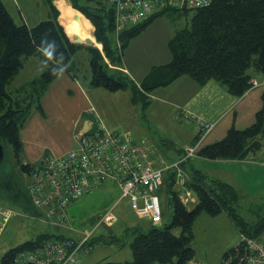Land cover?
Segmentation results:
<instances>
[{
  "label": "trees",
  "instance_id": "16d2710c",
  "mask_svg": "<svg viewBox=\"0 0 264 264\" xmlns=\"http://www.w3.org/2000/svg\"><path fill=\"white\" fill-rule=\"evenodd\" d=\"M45 1L51 9V17L33 26H27L25 23H15L0 0V142L4 146L6 142L11 143L16 159L20 149L19 129L30 112V100L12 97L7 92L6 85L21 67L22 55H33L40 49L49 53L50 65L35 79L39 82L38 98L63 68L69 70L72 55L82 48L72 43L70 38L77 37L76 34L90 37L88 25L84 21L73 18V26L64 19L62 25L53 0ZM69 1L74 15L84 17L93 24L92 34L102 45L101 49L96 46L88 47L91 85L110 91L130 88L132 102H140L142 107L147 105L148 94L153 88L168 84L182 74L190 75L200 85L209 79H215L232 95L242 96L252 86V77L248 70L254 68L264 73V0H211L210 4L204 7L181 8L184 11L194 10L190 26L185 24L184 27L178 28L169 39L168 49L172 55L170 61L152 66L139 84L134 83L129 75L119 68L122 47L154 17L180 9L166 7L116 33L113 7L110 3L102 0ZM90 22L88 24L91 26ZM261 99L262 108L256 112V119L251 125L243 129L231 127L222 139L199 147L196 155L208 159H245L250 153L264 146V88ZM195 138L193 145L200 138L199 132ZM188 161L189 158L179 162L181 170ZM18 164L21 169L26 168L23 163ZM12 170L7 172V175L0 174V204L35 213L36 209L25 183ZM176 180L174 170L166 178L169 221L159 225H153L149 221V228L145 232L139 227L134 229L137 235L131 243L133 259L119 262L100 261L96 264H186L188 260L196 258L191 246L192 226L202 212L217 215L225 211L239 234L246 238H256L264 232V209L256 219H245L235 207L239 200L231 185L208 180L196 169L192 175L185 176L181 187L177 186ZM180 192H193L197 198L196 202L188 205L191 201L184 202ZM173 227L180 228V233L172 232ZM62 239L75 241L56 232L40 233L10 247L2 255L0 264H14V257L18 252L43 241ZM91 239L92 235L86 242L90 248L93 245ZM239 242V246L243 244ZM237 244L223 254V259Z\"/></svg>",
  "mask_w": 264,
  "mask_h": 264
},
{
  "label": "crops",
  "instance_id": "0c3cea01",
  "mask_svg": "<svg viewBox=\"0 0 264 264\" xmlns=\"http://www.w3.org/2000/svg\"><path fill=\"white\" fill-rule=\"evenodd\" d=\"M8 1L11 2L12 6H15L16 9L19 8L18 11H20V16L23 19L21 23H25L27 26H33L37 24L39 20L48 19L52 15L51 9L45 0L38 1L46 8H49L50 11L39 18V11L35 9L33 0ZM53 4L58 10L61 9L62 11L61 21H65L64 19H66L74 26L75 22H73V18L76 15L73 14L71 6L68 5L70 1L53 0ZM180 11L181 9L174 11L177 12L175 17H177ZM81 20L88 25L89 35L94 40L95 46L101 49L102 45L95 40L88 22L83 18H81ZM154 21L148 26L146 25L141 32L132 37L127 45L121 49V67L119 68L127 73L131 80L137 84L143 80L152 66L165 64L169 62L172 57L168 49V41L178 28L169 23V21L166 23V26L153 25L155 24ZM76 35L78 37V34ZM86 38L88 37L83 35V39ZM88 47L89 46H82V48L79 49L80 51H84V54H88L86 64L81 66L80 62L77 60V54L80 51H76L71 57L69 70L63 68L59 75L48 84L38 98L29 101L30 112L23 120L19 129L20 149L17 157L21 160L23 165H25V163L39 164L46 153L60 155L76 147V133L90 128L92 115H97L108 129H123L128 131L133 135L136 143L145 141V144L152 147V154L158 158L155 165L163 168L162 186L169 174L174 171L166 166L176 162L184 149H186L187 146L193 145L194 141H196L195 137L199 132L197 119H203L213 123L212 128L205 133L203 137L197 140L198 149L203 145L222 139L231 127L243 129L251 125L256 119V112L262 108L263 103L261 94L264 88V73L254 68H250L248 73L251 75L252 80L256 81V85H252L242 96L232 95L226 90L225 86L218 83L215 79H209L204 84L200 85L190 75L182 74L168 84L153 88L148 94L147 105L142 107L141 104L132 102V91L130 88L110 91L104 87H95L91 85V69L89 65L90 53ZM29 56L25 55L23 57L24 61L37 57L41 63L40 71L42 72L45 71L43 69H45L46 66L48 67L50 65L51 60L43 49ZM22 60L23 59H21V61ZM105 61L108 62L106 58ZM23 66L24 65H21L11 81L6 85V87L8 85L12 87V91H8L6 88L11 96L18 90V87L13 85L12 82L23 69ZM81 70L84 72L83 79H80L78 75V73H81ZM41 73L39 75L37 74V77L36 74H33V79L38 78ZM22 96L26 97L27 95L23 94ZM182 111L194 114L195 118L185 119L181 117ZM121 125L127 128H118L122 127ZM4 155L6 156L5 152ZM4 158L5 157H3L2 161H4ZM195 169L200 170L208 180L227 183L234 187L238 195V200L240 198V193L244 194L246 198L251 201L262 197V195L264 196V146L256 150V152L250 153L245 159H208L198 155L194 157L190 156L188 163L184 165L181 171L185 176H190L194 173ZM20 171L27 178V186L31 181V176L27 168H20ZM111 185L114 188H119L115 180L108 179L92 191L94 193L95 190H97L96 193L98 195L107 194V196H105L109 197L105 204L104 212L121 200H127L130 205L128 197H121V193L117 190L112 193L113 190L111 191ZM192 194L191 201L193 202L195 200L196 202L197 198L193 192ZM73 201H71L69 205ZM130 208L133 210L131 205ZM133 212L138 218L145 219L149 222V219L140 217L134 210ZM166 212L167 208L165 207V210H162L163 221L161 222H164ZM18 213L19 212L16 211V214H14L11 219L18 215ZM24 213L28 214L30 219L32 218L37 222L43 224L48 223L49 227L53 224L60 231H58L59 234L73 238L75 241L81 239L84 234L83 232L81 236L74 237L69 232L71 227L67 226L68 221L65 225L53 223L51 221L46 222L41 212L37 209L35 213ZM102 213L97 214L95 225ZM202 213L197 217L203 216L201 215ZM205 214L209 215L208 213ZM222 214H224V220L231 224L232 220L230 216H228L225 211ZM207 218L208 217H204V220L207 221ZM11 219L2 231L0 240L7 230V226ZM115 219L116 216H114L113 223L110 226L99 224L96 228H99L100 225L106 227V237H108V241L104 240L105 242L100 244L108 246L109 252H111V247L120 246L115 252L119 260L108 258L110 254H107L103 247H95L96 244L99 243H94L86 254L84 253L85 256L89 255L90 259L85 261V256L83 254L80 261L76 264H96L100 261L119 262L133 259L131 243L137 235L134 229L139 227L141 231L145 232V230L142 229V225L140 224L136 225L129 222H122V226L120 227L121 231L128 228L131 230L130 240L128 242L129 249L124 245L129 235L125 233V235H127L126 241H120V237L116 235V229L113 227L114 221H116ZM192 231L193 237H195L196 233L194 229ZM202 231L203 230L199 228L198 232L200 235ZM235 231L239 236L238 243L242 235L239 234L236 227ZM99 236H101V234H99ZM202 236L198 238L199 241L203 240ZM193 237L191 241H193ZM106 241L109 243H106ZM227 245L228 244L220 247L221 252L235 246L233 245L230 248V246ZM191 246L194 250V256L206 264L205 261L209 259V253L207 251H199L200 247L197 248L194 243H192ZM125 248H128L127 251Z\"/></svg>",
  "mask_w": 264,
  "mask_h": 264
},
{
  "label": "built area",
  "instance_id": "2783aa9c",
  "mask_svg": "<svg viewBox=\"0 0 264 264\" xmlns=\"http://www.w3.org/2000/svg\"><path fill=\"white\" fill-rule=\"evenodd\" d=\"M102 1L112 5L114 28L118 33L125 26L139 23L166 7L198 8L209 5L211 0ZM252 85H256V81L252 80ZM181 117L194 119L195 115L182 111ZM197 124L200 137L213 126L203 119H197ZM76 139L77 146L65 153H46L39 164L25 163L31 176L27 192L45 221L67 224L66 211L71 201L113 179L119 186L121 197H128L135 213L149 219L153 225H159L162 209L157 191L162 183L163 168L155 165L158 158L152 154V147L145 141L136 143L128 131L108 129L97 115H92L90 128L76 133ZM197 146L198 143L187 146L182 157L166 167L175 170L176 175L182 178L179 162L194 157ZM181 198L187 203L191 201V193L186 192ZM14 214L13 208L0 204V235ZM113 220L112 209H109L98 218L95 227L99 224L110 226ZM91 235L92 232L86 230L78 242L72 239L43 241L18 252L14 264H76L90 249L86 242ZM240 242L243 244H237L223 259V264H264V232L256 238L242 235ZM186 264L205 263L192 258Z\"/></svg>",
  "mask_w": 264,
  "mask_h": 264
},
{
  "label": "rangeland",
  "instance_id": "374dc122",
  "mask_svg": "<svg viewBox=\"0 0 264 264\" xmlns=\"http://www.w3.org/2000/svg\"><path fill=\"white\" fill-rule=\"evenodd\" d=\"M2 1L8 8V11L10 15L12 16L13 20L15 21V23L20 24L23 19L20 16V13H19L20 11H18L19 8L16 9L15 6L13 7L12 3L9 2L8 0H2ZM33 1H34L33 4H34L35 9L39 11L38 18L50 11L49 8H46L38 0H33ZM68 5L71 6V4H68ZM58 11H59V15H58L59 20H60V23L62 24V21H61L62 11L61 9H59ZM176 13L177 12L170 11L168 13L158 15L154 17L153 20L150 21V23H152L155 20L154 21L155 24L153 25H159V26L165 25L166 26V23H168L169 21V23L174 25L176 28H182L184 27L185 24H188L190 26L191 16L194 13L193 9H186L185 11L181 9L178 17L174 16ZM80 18L85 19L86 22L87 21L90 22L88 19L84 17H80ZM41 20H44V19H41ZM38 22H40V20ZM150 23H148V25ZM90 24H91L90 26L91 32H93L94 26L91 22ZM78 37L83 39V34L81 35L79 34ZM126 44L127 43H125V45ZM125 45L123 47H125ZM117 47L118 48L120 47V43H118ZM24 56L25 55H22L21 57V59H23L22 60L23 62L22 65H24L23 69L17 74V76L14 78L12 82L13 85L18 87V90L14 94H12V96L14 98H19V99L26 98V100H32L33 98L37 97V94L39 91V84H38L39 82H37V80L35 81L36 78L33 79L34 78L33 74H36V77H37L42 72L40 71L41 63L39 62V59H37V57L30 58L29 60L26 59L24 61V58H23ZM29 57H35V56H29ZM87 57H88V54L87 53L84 54V51L78 52L77 60L80 62L81 66L87 63ZM47 68L48 67L46 66L45 69L43 70H46ZM78 75L80 79L84 78V72L82 70H81V73H78ZM6 88L8 89V91H12L11 86L8 85ZM23 94L27 96L23 97L22 96ZM138 104H140V102ZM121 126L122 127H118V128H127L126 126H123V125ZM4 147H5L6 156L4 158V161L2 162V165H0V174L7 175L9 174L7 172H11L10 170L13 169L17 173V175L20 177L21 181L24 182L26 185L27 178L20 171V166H19L20 164H18V163H22L21 160L19 158L16 159V156L14 154V151H13V148L10 142H6ZM20 158H21V153H20ZM3 172H6V173H3ZM176 179H177V186L181 187L185 179V176L182 173V178L176 175ZM160 188H161L159 189V197H161L160 204H161L162 210H165V207L167 208V212L165 214L166 218L164 221L168 222L169 221L168 186H167L166 181H164V184ZM116 190L120 193V190L118 187L114 188L111 185L112 193L116 192ZM96 191L97 190H95L94 193L89 192L90 194L86 193V195L77 198L75 201H73L68 206L67 211H66L67 217H68L67 226L71 227V230H69V232L74 237L81 236V233L85 232L86 230L91 231L92 232L91 241H93L92 243L93 244L99 243V244H96L95 247H103L104 251L107 254H110L108 255L109 256L108 258L112 260H119L118 259L119 257L115 255V252L120 246L111 247V252H109L108 250L109 248H107L108 246H104L105 244L104 245L100 244V243H104L105 242L104 240H107L108 238L106 237L107 229L104 225H100L99 228H96L94 223L96 222L95 219H96L97 214L104 212L105 206H106L105 204L108 201L109 197H106L107 194L98 195ZM190 193L191 195H193L192 192ZM180 195H183L185 197L186 193L180 192ZM190 203L192 204L195 203V200L193 202L192 201L188 202L187 204L189 205ZM235 207L238 213L241 216H243L245 219L247 220L256 219L258 214H261L264 209V196L262 195V197H259L258 199L256 198L253 201H251L250 199L246 198L244 194L240 193L239 202H237ZM251 208L253 211H251ZM13 209L19 213L18 215L14 216L11 219V221L9 222L7 226V230L5 231L4 235L2 236L0 240V259L2 255L10 247L16 246L22 243L24 240L34 238L39 233H44L47 231H51V232L54 231L58 233L59 231L56 228V226H54L51 223H50L51 227H49L48 223L43 224L41 222H37L36 220L32 218L30 219L28 217V214H25L23 210L16 208V207H13ZM110 209H112L113 215L116 216V219H115L116 221H114V225H113V227L116 229V235L120 237V241L121 240L126 241L127 235H125V233L128 234L129 235L128 239L124 245L129 248L128 242L130 240L129 237L131 235V230L128 228L124 231H121L120 227L122 226V222H129L131 224H136V225L140 224L142 225V229L145 231L146 229L149 228V222H147L145 219L138 218L134 214L133 210L130 208V205L127 202V200L119 201L118 203L113 205V207ZM104 213H102L101 215H103ZM222 213H224V211H222L221 214H218V215H210V214L207 215L205 213H202L201 215L203 216L197 217L192 227V230L194 229V232L196 233V236H195L196 238L193 237V241H191V244L194 243L197 246V248L200 247L199 251L201 252L207 251L209 253L208 255L209 259H206V261L204 260L206 264H222L223 254L229 249H226L225 251L221 252L220 247L228 244L227 246H230L231 248L233 245L237 243L239 239V236L237 235L235 231V226L233 222L231 221V224H230L229 222L224 220L225 219L223 216L224 214ZM204 217H208L207 221L204 220ZM199 228L203 230L201 235L198 232ZM172 232H174L175 234H179L180 228L173 227ZM99 234H101V236H99ZM200 236L203 237V240L201 241L198 240ZM107 241L106 243H109ZM128 248H125V250L127 251ZM88 259H90L89 255L85 256V261Z\"/></svg>",
  "mask_w": 264,
  "mask_h": 264
},
{
  "label": "water",
  "instance_id": "95a60500",
  "mask_svg": "<svg viewBox=\"0 0 264 264\" xmlns=\"http://www.w3.org/2000/svg\"><path fill=\"white\" fill-rule=\"evenodd\" d=\"M74 18L77 19L78 21L81 20L80 16L78 15H76ZM70 40L72 43L80 46H95L94 40L91 37H88L86 39H82L80 37H74V38H70ZM3 157H4V145L0 142V163L3 160Z\"/></svg>",
  "mask_w": 264,
  "mask_h": 264
},
{
  "label": "clouds",
  "instance_id": "9594fccd",
  "mask_svg": "<svg viewBox=\"0 0 264 264\" xmlns=\"http://www.w3.org/2000/svg\"><path fill=\"white\" fill-rule=\"evenodd\" d=\"M44 52H45L46 55H49V53L47 52V50H44Z\"/></svg>",
  "mask_w": 264,
  "mask_h": 264
}]
</instances>
